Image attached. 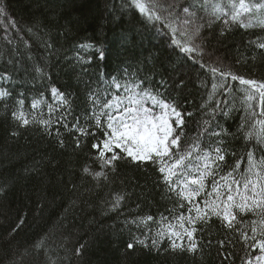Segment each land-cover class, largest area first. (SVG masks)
Segmentation results:
<instances>
[{
	"label": "trees",
	"instance_id": "trees-1",
	"mask_svg": "<svg viewBox=\"0 0 264 264\" xmlns=\"http://www.w3.org/2000/svg\"><path fill=\"white\" fill-rule=\"evenodd\" d=\"M188 2L191 0H158L160 11L169 4L187 6ZM216 2L210 0V4ZM195 3L198 16H210L211 7L207 12L199 8L203 0ZM5 5L7 12L0 17V70L8 67L15 71L18 81H25L19 90L26 93V106L37 116V122L12 137L14 121L0 104V264H221L216 243L223 232L215 218L204 226L202 236L205 241L211 240L213 247H205L195 257L164 251L166 242L160 251L138 247L129 252V228L135 235L140 233L125 220L147 214L167 215L166 210L173 207L166 189L158 182V174L150 166L137 168L121 161L107 181L101 179L98 183L82 173L92 154V141H82V146L76 148L72 136L61 129L65 146L60 148L54 135L49 136L38 123L42 114L48 118L47 107L30 108L33 96L39 92L51 102V94L45 89L52 82L71 93L72 112L78 115L86 105L87 85L103 90L110 76L122 75L124 69L147 75L157 86L161 80L171 84L182 78L186 87L171 95L193 114L186 118L184 132L192 141L202 143L200 133L206 117L201 105L207 108L212 103L209 95L222 99L221 82L199 65L182 66L181 58L172 51L167 30L159 24L153 28L152 22L127 11L123 0H0V6ZM30 26L32 33L27 32ZM219 29L218 21L202 29L206 38L204 62L230 67L246 78L264 79V54L249 47L250 39L264 33L259 28L234 26L220 37ZM44 42L52 43L54 51H46ZM82 44L94 47L77 52ZM98 48L104 49L105 59L98 55ZM78 55L91 62L82 65L76 59ZM33 64L44 68L47 79L34 81ZM213 83L217 84L215 92ZM229 83L235 85L228 100L236 109V120L220 119L226 129L235 131L247 105L243 86ZM52 131L54 134L55 127ZM231 147L238 152L244 150L243 142H233ZM116 193L123 194L125 200L118 213L108 212L104 202ZM81 245L85 246L83 254L77 255ZM234 251L239 253V247ZM230 259L240 264L239 259Z\"/></svg>",
	"mask_w": 264,
	"mask_h": 264
},
{
	"label": "snow or ice",
	"instance_id": "snow-or-ice-1",
	"mask_svg": "<svg viewBox=\"0 0 264 264\" xmlns=\"http://www.w3.org/2000/svg\"><path fill=\"white\" fill-rule=\"evenodd\" d=\"M123 6L145 22H152L153 28L159 24L167 30L172 51L181 58L182 66L199 65L221 82L222 99L209 95L212 103L207 108L201 105L206 117L200 133L204 141L194 142L184 132L186 118L193 114L171 95L172 91L186 87L182 78L172 80L171 84L161 80L157 86L147 75L128 69L118 76L106 74L110 80L103 90H93L87 85L89 95L78 115L72 112L71 93L62 91L54 82L48 84L45 90L50 92L51 102L43 98L44 92L31 100L32 110L41 109V105L48 109V118L42 114L38 123L45 133L54 135L60 148L65 146L61 129L72 136L76 148L90 139L92 154L82 173L98 183L101 179L107 181L121 161L137 168L150 166L158 174V182L166 189L173 207L166 210L167 215L147 214L125 220L126 225H134L140 233L135 235L129 228L130 239L126 242L129 252H135L138 247L148 252L160 251L166 242L164 251L195 257L205 247H213L211 240L205 241L202 236L204 226L215 218L223 232L216 243L221 264L226 259L229 264H235L231 257L239 259L240 264H264V79L246 78L230 67L204 62L206 38L202 35V29L211 28L217 21L220 37L234 26L259 28L264 33V0H217L215 4L203 0L200 9L207 12L212 8L208 17L198 16L195 0L187 6L169 4L164 11H160L158 0H123ZM177 7L179 12L175 11ZM6 12V5L0 6V17ZM32 31L30 26L27 32ZM44 47L46 51H54L52 43L44 42ZM90 47L94 46L82 44L76 50L83 52ZM249 47L264 54V35L250 39ZM97 52L105 59L103 48ZM76 59L82 65L91 62L80 55ZM32 70L36 74L34 81L47 79L43 67L33 64ZM229 80L243 86L247 105L246 114L235 124V131L226 129L220 119L236 120L233 115L236 109L228 100L235 85ZM24 83L17 80L14 70L9 71L8 67L0 70V104L14 121L12 137L37 122V116L26 106V93L19 90ZM212 87L215 92L217 84L213 83ZM233 142H243V152L232 148ZM124 200L121 193L105 200L107 211L118 213ZM237 246L239 253L234 251ZM84 247L77 249V255L83 254Z\"/></svg>",
	"mask_w": 264,
	"mask_h": 264
}]
</instances>
